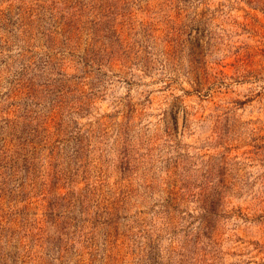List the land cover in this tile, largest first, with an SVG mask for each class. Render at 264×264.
Instances as JSON below:
<instances>
[{
	"label": "rangeland",
	"instance_id": "rangeland-1",
	"mask_svg": "<svg viewBox=\"0 0 264 264\" xmlns=\"http://www.w3.org/2000/svg\"><path fill=\"white\" fill-rule=\"evenodd\" d=\"M0 264H264V0H0Z\"/></svg>",
	"mask_w": 264,
	"mask_h": 264
}]
</instances>
